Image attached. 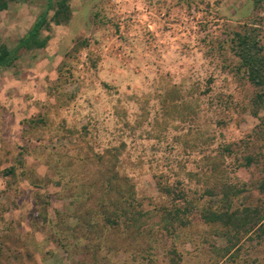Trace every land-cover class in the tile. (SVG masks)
Masks as SVG:
<instances>
[{
    "label": "rangeland",
    "instance_id": "obj_1",
    "mask_svg": "<svg viewBox=\"0 0 264 264\" xmlns=\"http://www.w3.org/2000/svg\"><path fill=\"white\" fill-rule=\"evenodd\" d=\"M47 1L0 9V43ZM68 4L0 67V264H264V101L235 52L264 57V0ZM226 186L248 234L200 218Z\"/></svg>",
    "mask_w": 264,
    "mask_h": 264
},
{
    "label": "trees",
    "instance_id": "obj_2",
    "mask_svg": "<svg viewBox=\"0 0 264 264\" xmlns=\"http://www.w3.org/2000/svg\"><path fill=\"white\" fill-rule=\"evenodd\" d=\"M14 0H0V9H5L9 2ZM69 0H56L54 3L47 1V6L52 8V13L49 18H46L44 14L38 16V18L31 24L26 33L18 40L13 50L8 49L4 44L0 43V67L6 66L14 60L21 50H28L31 48H41L45 45L47 37H40V31L42 28L47 27L48 22L51 21L54 24L66 22L70 15ZM235 52L240 60L241 66L244 68L246 77L249 82L259 88V93L256 97L259 101H264V57L260 54L261 47L258 45L253 37L247 34L235 33ZM261 130L264 131V119L260 120ZM243 165H249L251 157L244 156ZM260 188L264 187V181L260 183ZM229 187H223L221 189L222 198L226 205L219 210H203L200 212V218L204 222L219 223L226 227L228 230L233 231L234 234L242 233L248 234L255 225L258 223L259 215L258 210L253 207L244 206L239 209L230 210V194L235 193ZM174 218H179L182 215L185 222L188 220L189 211H181L182 209L174 208ZM231 245H229L228 249Z\"/></svg>",
    "mask_w": 264,
    "mask_h": 264
}]
</instances>
